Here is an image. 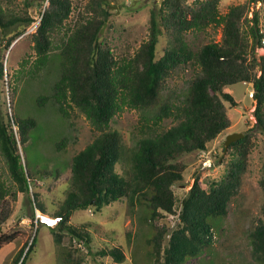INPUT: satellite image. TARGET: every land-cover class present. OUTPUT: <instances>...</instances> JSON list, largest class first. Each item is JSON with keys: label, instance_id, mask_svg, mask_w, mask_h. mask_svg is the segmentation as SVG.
Here are the masks:
<instances>
[{"label": "trees", "instance_id": "obj_1", "mask_svg": "<svg viewBox=\"0 0 264 264\" xmlns=\"http://www.w3.org/2000/svg\"><path fill=\"white\" fill-rule=\"evenodd\" d=\"M118 0H88L84 11L73 24L68 19L73 10L72 0H23L22 14L11 11V0H0V50L4 53L26 28L36 23L31 33L34 59L26 58L22 65H30L28 73L36 76L48 64L55 48L53 37H60V74L51 95L37 98L38 106L53 99L65 117L69 108H77L98 131L94 139L71 157L69 190L53 216L58 218L50 228L54 241L60 244L65 235L86 244L90 236L86 225H73L70 220L77 210L105 206L126 199L145 207L144 220L152 225L153 234L146 240L154 264H184L198 260L208 253L218 222L227 216L232 198L238 193L252 147L250 136L229 144L232 155L223 178L204 184L195 176L176 210L175 183L183 179L184 166L178 159L193 151H204L230 126L224 101L236 102L225 88L236 83H251L255 101V128L264 134V55L256 56V49L264 47V30L259 25L256 3L246 0L232 5L225 14L219 11L220 0H161L150 10L148 39L131 56H116L100 34L111 14L109 6ZM32 5L42 8L38 19L28 13ZM252 17H248L249 12ZM210 26L221 27L219 42H209L194 48L187 41L191 32ZM168 36V46L158 56L159 37ZM0 59V83L5 78ZM184 66H192L199 73L190 81L182 100L173 101L163 95L168 79ZM14 88V87H13ZM124 107L141 112L142 119L158 127L165 119L175 124L138 139L133 149H126L121 134L109 128V123ZM146 122V123H147ZM33 117H20L2 110L0 102V156L4 161L10 185L0 176V204L7 196L26 193L35 209H45L38 201V193L31 190L33 174L21 161V146L35 128ZM65 140L56 143L62 149ZM225 149V148H224ZM226 151V150H225ZM124 161L122 173L116 169ZM264 214V211H263ZM166 216L176 218V226L157 228L158 220ZM38 227L30 239L22 231L4 232L0 228V250L11 244L22 245L9 264H28L36 247ZM250 254L254 261L264 264V217L248 233ZM101 257H111L115 263L124 261L121 247L100 249ZM74 262L72 252L63 258Z\"/></svg>", "mask_w": 264, "mask_h": 264}, {"label": "rangeland", "instance_id": "obj_2", "mask_svg": "<svg viewBox=\"0 0 264 264\" xmlns=\"http://www.w3.org/2000/svg\"><path fill=\"white\" fill-rule=\"evenodd\" d=\"M246 0H220L219 11L225 14L229 7L244 3ZM73 10L68 23L73 24L78 14L84 11L88 0H72ZM161 0H118L112 4L108 22L104 25L102 36L114 51L115 55L131 56L142 42L148 39L150 26V10L160 5ZM8 8L18 14L25 9L23 0H11ZM42 8L32 5L28 13L38 19ZM254 10L259 15V25L264 30V4L256 3ZM253 12L248 13L252 17ZM36 23L26 28L10 45L6 53L0 50L3 60L5 78L0 83V102L2 110L20 117H33L36 126L30 131L29 138L19 144L21 161L34 175L31 180V190L38 193V201L45 209L43 215L54 217L69 190L71 157L89 144L98 131L92 126L85 115L77 108H69L68 116H63L53 99L45 105L38 106L37 98L51 95L54 83L60 74L61 35L53 37L55 48L50 53L47 66L32 76L28 73L30 65L23 66L26 58L34 59L31 33ZM221 27L210 26L203 31L191 32L187 41L194 48L209 42L221 40ZM168 46L166 34L159 37L157 45L158 56ZM256 56L264 55V47L257 48ZM199 70L192 66L178 68L168 79L163 95L173 101L182 100L188 90L190 81ZM14 87V88H13ZM230 93L236 105L224 101L230 126L214 140L207 143L204 151H193L182 155L178 162L184 166L183 179L173 186L176 195V210L182 198L191 187L194 177L208 184L218 181L226 174L232 155L229 149L225 151L224 141L231 133H247L252 141L248 154L246 170L242 175L238 193L232 198L228 214L218 222L213 244L208 253L197 261L188 260L184 264H260L254 261L250 254L248 233L250 229L263 219L264 214V134L255 128L253 110L255 101L252 98L251 83L239 82L225 88ZM142 119L141 112L124 107L109 123V128L116 129L121 134L123 146L133 149L139 138L160 131L175 124L172 118L165 119L158 127L151 121ZM65 140L62 149L56 148V143ZM128 153V151L126 150ZM127 167L126 161L117 164V171L122 173ZM0 176L10 185L4 161L0 156ZM40 212V211H39ZM34 213H36L34 211ZM32 204L26 193H17L13 198L7 196L0 204V228L4 232L14 230L25 233L26 238L32 237L38 227L36 247L29 255L28 264H66L63 260L68 251L72 252L74 262L80 264H154L150 258L146 240L153 234L152 225L144 220L145 207L135 202L131 207L126 199L111 203L102 210L95 212L93 208L77 210L70 222L73 225H86L90 242L70 240L65 235L60 244L55 243L49 227L36 223L31 219ZM176 226V218L166 216L155 224V227ZM5 246L0 253V264H9L10 258L22 245ZM118 246L125 255L124 261L115 263L111 257H101L100 249ZM74 264V263H72Z\"/></svg>", "mask_w": 264, "mask_h": 264}, {"label": "water", "instance_id": "obj_3", "mask_svg": "<svg viewBox=\"0 0 264 264\" xmlns=\"http://www.w3.org/2000/svg\"><path fill=\"white\" fill-rule=\"evenodd\" d=\"M109 8H112V6H109ZM103 28H104V25L100 29V34H102ZM242 137H243L242 133H231V134H229L224 141L225 150H227L230 143L237 141V140L241 139Z\"/></svg>", "mask_w": 264, "mask_h": 264}, {"label": "built area", "instance_id": "obj_4", "mask_svg": "<svg viewBox=\"0 0 264 264\" xmlns=\"http://www.w3.org/2000/svg\"><path fill=\"white\" fill-rule=\"evenodd\" d=\"M35 221L37 223V221H39L40 223H44L45 225H48V226H54L56 223H57V218H53L51 217V222L48 220V218L50 217H47V216H44L43 214H41L38 210H35Z\"/></svg>", "mask_w": 264, "mask_h": 264}, {"label": "crops", "instance_id": "obj_5", "mask_svg": "<svg viewBox=\"0 0 264 264\" xmlns=\"http://www.w3.org/2000/svg\"><path fill=\"white\" fill-rule=\"evenodd\" d=\"M7 246H13V243H11V244H9V245H7ZM4 248H5V247H3L1 250H3ZM1 250H0V253H1ZM14 254H15V253H14ZM14 254H13V255H14ZM12 257H13V256H12ZM12 257H11V258H12ZM11 258H10V260H11ZM10 260H9V261H10Z\"/></svg>", "mask_w": 264, "mask_h": 264}, {"label": "clouds", "instance_id": "obj_6", "mask_svg": "<svg viewBox=\"0 0 264 264\" xmlns=\"http://www.w3.org/2000/svg\"><path fill=\"white\" fill-rule=\"evenodd\" d=\"M35 210H38V209H35ZM39 211V210H38ZM41 213V212H40ZM42 214V213H41ZM34 218H35V216H34ZM53 218H55V217H53ZM57 222H58V218H57ZM42 223V222H41ZM56 225V224H55ZM54 225V226H55ZM48 226V225H47ZM49 227H53V226H49Z\"/></svg>", "mask_w": 264, "mask_h": 264}, {"label": "bare ground", "instance_id": "obj_7", "mask_svg": "<svg viewBox=\"0 0 264 264\" xmlns=\"http://www.w3.org/2000/svg\"><path fill=\"white\" fill-rule=\"evenodd\" d=\"M45 216V215H44ZM48 220L51 222L52 220H51V218H48Z\"/></svg>", "mask_w": 264, "mask_h": 264}]
</instances>
